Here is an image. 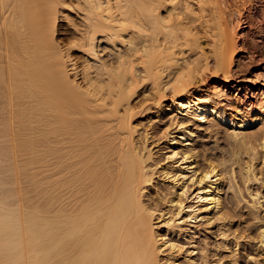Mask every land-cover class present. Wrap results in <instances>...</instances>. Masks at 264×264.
<instances>
[{
    "label": "bare ground",
    "instance_id": "1",
    "mask_svg": "<svg viewBox=\"0 0 264 264\" xmlns=\"http://www.w3.org/2000/svg\"><path fill=\"white\" fill-rule=\"evenodd\" d=\"M253 29L264 38V0H0V142L32 144L36 200L32 209H0V264H197L201 250L183 254L159 226L184 236L214 230L231 220L226 194L262 215L254 240L264 259V191L244 200L235 162L199 140L201 128L225 127L231 158L246 157L241 181L264 190V44L251 40ZM246 46L261 64L242 87L257 92L242 108L227 87L245 82L235 58ZM150 112L172 120L164 163L149 133L139 138L135 120ZM182 215L192 227H180Z\"/></svg>",
    "mask_w": 264,
    "mask_h": 264
},
{
    "label": "rangeland",
    "instance_id": "2",
    "mask_svg": "<svg viewBox=\"0 0 264 264\" xmlns=\"http://www.w3.org/2000/svg\"><path fill=\"white\" fill-rule=\"evenodd\" d=\"M260 10L261 9L258 8L257 5V7L253 11L252 15L256 18V20L261 14ZM65 15L72 20L76 19L73 14L65 13ZM59 27L61 31L57 39L62 43V45L66 47V44H68L67 42L70 41V37L67 35V22L64 19H61V21L59 22ZM250 35L251 40L253 39V42L254 40L259 39L256 37L257 31L255 29L250 31ZM258 41H260L258 43L259 45L264 44V38L259 39ZM202 42L206 44V42L201 40V46L203 45ZM204 47L205 46L203 45L202 49L203 51H206L207 47ZM198 51L196 52L197 54L199 53ZM251 52L252 51H249L248 46H246L245 52L237 54V57L235 58V65H237L236 63H238L239 59L241 60V62H239L241 66H239L240 69L238 68L239 63L237 66H235L237 69L234 67V69H236V78H245V82L243 84L234 83L227 87V94L229 98L227 100L235 101L236 99H238L239 105L242 108L244 107L246 99H248L249 96H251L250 99L255 98V94L257 93L254 91L255 94H252V91L250 92L251 95H249L248 93L244 92V90L242 91V87L243 89L245 86H248L247 88L251 87V81L249 79L256 74V68L261 64H255L250 61L249 57L251 55ZM196 56L198 55L195 54L193 58H195ZM78 57H80L79 54H72L73 59H77ZM207 83H210V81L208 80ZM260 83L261 82L258 81L255 85L257 87H262ZM236 87L240 89V92L238 94L235 91ZM236 94L237 96L235 97ZM227 100L225 101V103H227ZM170 122H172V120L169 116L162 115L160 117H155V115H152V112L145 114L141 119L135 120V123L141 129L139 138L145 141L144 135L146 132L149 133L150 141H148L147 145L149 148L153 149L155 160L160 163H164L166 157L169 154L168 150H166L163 145V136L167 130H171L169 125ZM261 125H263V123L251 130L249 133L247 132V135H255L259 133L262 130L261 127H263ZM230 135V131H227L225 127L217 124L207 131H204V128H201V130L199 131V140L200 143L203 144L202 150L206 149V153H211L216 156L218 155L217 157L220 156L219 158H223L226 161L233 160V162H235L233 167L235 169L236 176L238 177L236 179L237 185L241 190V196L245 198L244 200L248 201L249 192H255L256 190H258L262 193L264 190L259 189V185L255 184H249L246 188V186L241 181L240 175L242 173L240 170H242V167L244 166L243 163L246 162V157L244 155H239V158H231L229 151L232 148L233 143L230 140L231 138H229ZM22 138L19 139V137H15V140H8V142L7 140H5L3 141L4 143L0 142V150H4L5 148L6 152H3L4 154L0 153L1 210L2 208L4 209L5 206V208H8V210H17L19 208H22V210H28L30 208L32 209L31 206H34L36 203V200L34 199L35 195H33L35 194V192L33 193L34 184L31 176L34 172V167L32 165L33 163H31L33 161L31 158L32 144H28L30 142H26L28 140H26L25 138H23V140ZM152 142H154V145L151 146ZM256 172L258 175L261 173V165L259 162L256 166ZM154 178L155 179L153 184L156 187H159L163 194L166 193L167 184L166 182H163L162 178H159V173H157ZM186 186H190L189 182L186 184ZM225 197L226 201L224 205L226 207V210H229L226 211V214L228 215V217H231V220L228 223H221L222 225L217 224L214 227V230H210L205 225H201L195 227L194 232H191L187 236H184L183 232L177 229L173 230L175 234H168L166 229L159 226L160 229L158 231V234L170 243L181 247V252L183 254H186L189 250L194 248L197 249V251L201 250V252L199 251V254H202L199 255V257H197L196 259L197 264H264V259L261 257L260 249H258L256 240H254L255 233L262 225V215L259 217L261 220L258 219L257 221L256 217L259 215H253V213L248 210V207H246L247 204H245L244 201L240 200V204L236 206L233 204L230 194H226ZM161 205L159 204V206H155L156 208L159 207L158 209H156L157 212L166 214L168 211L166 206L163 204ZM187 205H191V203ZM181 217L183 218V223L182 225H180V227H192L194 222L191 221L187 215H182ZM251 217H253L254 219H252ZM259 220L261 222H259ZM224 237H227V243H224ZM204 257H206L207 259L205 258V260Z\"/></svg>",
    "mask_w": 264,
    "mask_h": 264
},
{
    "label": "snow or ice",
    "instance_id": "3",
    "mask_svg": "<svg viewBox=\"0 0 264 264\" xmlns=\"http://www.w3.org/2000/svg\"><path fill=\"white\" fill-rule=\"evenodd\" d=\"M181 207H183V205H181ZM173 247H174V245H173Z\"/></svg>",
    "mask_w": 264,
    "mask_h": 264
}]
</instances>
